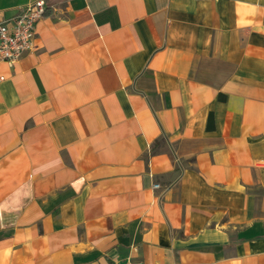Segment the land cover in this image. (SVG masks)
<instances>
[{"label": "crops", "instance_id": "obj_1", "mask_svg": "<svg viewBox=\"0 0 264 264\" xmlns=\"http://www.w3.org/2000/svg\"><path fill=\"white\" fill-rule=\"evenodd\" d=\"M44 1L0 62V264H264V0Z\"/></svg>", "mask_w": 264, "mask_h": 264}, {"label": "built area", "instance_id": "obj_2", "mask_svg": "<svg viewBox=\"0 0 264 264\" xmlns=\"http://www.w3.org/2000/svg\"><path fill=\"white\" fill-rule=\"evenodd\" d=\"M45 6L44 0H37L23 6L15 17L0 19V62L12 66L34 49L35 26L43 17ZM153 189L157 190L159 186L154 185Z\"/></svg>", "mask_w": 264, "mask_h": 264}]
</instances>
